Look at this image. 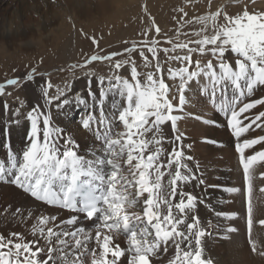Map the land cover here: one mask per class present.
I'll list each match as a JSON object with an SVG mask.
<instances>
[{
    "label": "snow or ice",
    "instance_id": "1",
    "mask_svg": "<svg viewBox=\"0 0 264 264\" xmlns=\"http://www.w3.org/2000/svg\"><path fill=\"white\" fill-rule=\"evenodd\" d=\"M178 11L183 24L201 25L195 33L198 39L185 43L169 39L171 47L162 49L163 61L157 39L141 42L139 50L135 43L124 49L123 54L138 52L144 66L154 71L139 72L131 55L112 64L113 58L122 54L118 52L94 54L84 65L71 66L87 67L97 61H108L116 70L130 66L128 78L115 73L96 77L99 98L89 81L87 91L93 105L81 126L93 130L101 145L89 151L90 158L78 154L79 145L64 129L53 127L50 116L52 106L57 110L72 104L87 107L88 100L80 94L70 99L66 85L50 92L54 87L50 79L40 85L48 108L37 105L27 113L29 143L22 155L6 145L7 162L0 160V183L13 185L36 201L72 215L63 219L11 204L0 207V222L10 226L7 231L0 230V264H165L170 249L174 255L166 264H213L203 258L201 237L205 232L193 214L198 198L185 191L194 179L200 185L205 183L189 166L194 158L185 148L191 145L185 146L186 134L179 128L186 107L192 103L188 93L193 91L205 98L215 113L222 114L235 140L245 187L228 191L244 196L249 245L254 254L264 257V243L252 238L251 176L253 166L264 162V149L246 154L264 143V136L247 138L253 126L264 129V111L252 114L258 106L264 107V96L250 99L257 89L264 88V11L250 12L245 5L242 12L230 15L223 8L212 11L211 0L207 13L192 20L183 8ZM155 32L159 34L161 29L157 26ZM91 39L98 46L99 41ZM145 49L152 59L145 55ZM177 50L184 54H170ZM173 63L181 66L172 68ZM87 75L95 76L92 72ZM47 76L50 73L31 67L23 75L0 83V97L11 96L9 88L19 91L35 83L37 77ZM109 95L113 98L111 115L104 109ZM117 100H123V105ZM2 106L10 108L6 100ZM19 114L18 107L13 115ZM82 220L91 226L86 227ZM259 224L264 225V220Z\"/></svg>",
    "mask_w": 264,
    "mask_h": 264
},
{
    "label": "rangeland",
    "instance_id": "2",
    "mask_svg": "<svg viewBox=\"0 0 264 264\" xmlns=\"http://www.w3.org/2000/svg\"><path fill=\"white\" fill-rule=\"evenodd\" d=\"M71 1L74 2V4L71 3ZM106 1L0 0V83H3L9 78L21 76L31 67L36 66L38 67V71L50 73V76L42 78L44 80L50 79L54 86L50 92H54L57 86L64 88L66 85L67 94L70 99L74 98L77 94L83 95L89 102L87 107L72 104L62 110H57L55 106H52L50 116L53 125L64 129L66 136L71 135L73 139L79 143L81 141L76 137V134L78 130L84 132L86 135L84 138V147L86 151L95 149L94 142L99 143V141L95 139L93 130H86L81 126L82 118L87 115L93 105L87 91L89 81L92 91L95 92L97 98H99V86L96 77L111 76L115 73L128 78L130 75V66L116 70L110 66L108 61L91 62L87 67L72 68L71 66L84 65L85 60L94 54L104 56L118 52L122 54L114 57L111 62L112 64L116 61H125L127 55H131L136 61L139 72L145 73L154 71V68H146L144 66V61L138 55V52L123 54L124 49L131 47L135 43L139 50L141 42L146 39H157L160 41L158 48L161 49V51H159V57L163 61L165 54L162 49L171 47V45L167 43L169 39L174 43H185L195 41L199 38L195 33L200 30L201 25L199 23L183 24L181 21V13L178 10L183 8L188 14L187 19L192 20L198 15L206 14L209 3V0H122L124 1L122 6L116 3V1H109L113 4V7L111 5V10H105L103 8ZM106 4L107 7L110 6L108 3ZM245 5L248 6L250 12L254 10L264 11V0H255V3H252L251 0H242L240 3H237L236 0H211L212 11H216L217 8H223L224 11L230 15L242 12ZM92 8L100 11L101 14H99V12L96 13ZM104 12L106 13L104 14ZM44 19H46V22ZM40 23L49 24L47 32L43 35V40L45 39L44 42H39L32 38V34H36L33 30L34 26ZM157 26L161 29L159 34L155 32ZM81 30H83V33H86L87 36L83 35ZM23 32L29 36L24 38V41L28 40V44L23 46L24 49H21L20 39ZM145 33H147V35H145ZM91 37H95L96 40L99 41L98 46L93 43ZM190 46L194 47L192 44H190ZM170 54L183 55L184 53L177 50L176 53ZM145 55L149 56V59H152L146 49ZM41 59L43 61L42 63H40ZM229 59L231 60L232 57H229ZM153 64H155V61H153ZM179 66L181 65L178 63H173L171 65L172 68ZM167 67L168 65H165V68ZM59 69L64 70L59 71ZM89 72L94 73L95 76L89 77L87 75ZM40 78L41 77H37V79ZM168 82L172 83V81ZM8 91H11L12 95L4 96L5 100L17 98L15 96H19V99L21 97L24 99V101L20 99V103L18 101V103H16L20 107H23V113H28L37 105H40L45 110L48 108L44 102L37 103L27 100L26 95H24V88L19 91H14L9 88ZM196 94L199 95L198 93ZM261 96H264V88L257 89L254 96L250 99L260 98ZM202 99L205 100V98ZM191 100L192 103L189 107L187 106L188 108L186 107L185 112L186 114L191 113L193 115H187L184 119V122L188 120L186 126L181 124V126L187 130L190 128L193 130L194 128H192V126L194 124L202 126V123H204L195 118L196 107L198 108L199 115L206 120L208 118L207 116L214 117L216 115L211 106H207L200 110V108L195 105V102H193V97ZM116 103L118 105H123L124 101L117 100ZM104 109L109 115L112 114L113 98L111 95H109L105 101ZM259 111H264V107L258 106L256 109L252 110V114L258 113ZM96 114L99 115L98 109ZM219 116L223 121L221 126L225 127L224 129L227 133L229 130L226 129L225 120L222 114H219ZM59 119L61 122L58 121ZM191 122H194V124H191ZM218 126L220 125L216 122L209 127H211L212 130H217ZM117 128L118 130H122V126L120 125H118ZM255 131V137H259L264 133V129L255 128ZM72 134H75V137ZM206 137L207 138L204 136L187 137L186 135L184 144L185 146L191 145L194 148L195 145H197L196 143L205 145L213 139L210 136ZM92 144H94V148ZM193 147L190 149L187 147L185 148V150H190V153L187 154L191 155ZM258 147L259 144L257 145V148ZM207 188L212 191L209 185ZM212 194L213 197H216L213 191Z\"/></svg>",
    "mask_w": 264,
    "mask_h": 264
},
{
    "label": "bare ground",
    "instance_id": "3",
    "mask_svg": "<svg viewBox=\"0 0 264 264\" xmlns=\"http://www.w3.org/2000/svg\"><path fill=\"white\" fill-rule=\"evenodd\" d=\"M109 1H116V3L120 6H122L124 2L122 0H108L106 3L110 6L107 7V4L105 3L103 9H112L110 7L111 5L113 7V4ZM71 3L74 4L72 1ZM92 9L95 10L96 13L99 12V14H101L97 9ZM105 13L106 12H104V14ZM44 21L46 22V19H44ZM48 27L49 24L46 23H40L39 25L34 26L33 30L36 34H32V38L36 41L44 42L45 39L43 40V35L47 32ZM27 36L29 35H26L25 32H23L21 34V39L19 38L21 49H24L23 46H25V44H28V40L24 41V38H27ZM43 82L44 79L40 78L37 79L35 83H28L23 87L25 90L24 95H26L27 100L35 101L37 103L44 102L40 87ZM188 95L190 98L193 97V102H195V105H197L200 110L210 106L206 99H202V97L197 95L195 91L188 93ZM20 99L23 98L21 97ZM3 101H5V98L0 97V160L7 162L6 145L10 144L12 151L18 155H22V151L27 147L29 143L28 135L30 131V121L26 118L27 113L22 112L24 111L23 107L16 104L18 102L20 103V101L17 102V98L6 99L10 106L7 110H5L2 106ZM18 107L20 108V114L18 116H14L13 113ZM195 111L196 116L200 117L198 120L204 122L206 119L199 115L197 107L195 108ZM215 114L216 115L214 117L207 116V120L211 119L218 122L220 126L217 127V130H212V128L209 127L213 124L202 122V126L191 122V124H194L192 126L194 129L192 130L190 128L187 130L183 126H186L188 120L184 122L183 119L179 122L180 130L184 132L187 137L204 136L207 138L206 136H210L213 138L209 141L210 144L206 143L205 145H201L196 143L197 145H195V148L191 146L193 147L191 150V156L194 159L189 162V166L198 177L204 179L205 183L200 185L199 181L194 179L191 183L185 186V191L191 192L198 198L193 214L199 217L201 221L199 227L205 232V235L201 237L203 258L206 260H212L213 264H264V257L259 254H254L249 245L244 196L239 193H232L228 191V189L233 187H245L243 166L240 164L239 155L235 151L234 138L230 135L229 131L226 133L224 129L225 127L221 126L223 123L222 119L219 114ZM186 116L187 114L185 112V118ZM14 120H18V123H10ZM58 121L61 122L60 119ZM181 124H183V126H181ZM53 127L58 126L53 125ZM166 131H168L169 135L171 134L167 126ZM255 133V126H253V129L247 134V138H257L255 137ZM72 135L75 137V134ZM85 136L84 132L78 130L76 137L79 138L81 142L79 143L75 139L74 140L79 145L78 154L88 157L89 151L93 149H89V151L85 150ZM261 136H264V133H262ZM212 141H215V143ZM94 144L95 149L101 147L100 142H94ZM94 144H92L93 148ZM262 148L264 149L263 143L259 144L258 148L256 145L254 149L246 150V154H253L254 151L262 150ZM186 151L187 153H190V150L187 149ZM261 174H264V162H257L251 170L253 201L252 238H259L261 243H264V225L259 224V221L264 220V176ZM208 185L212 188L216 197H213L212 191L207 188ZM200 201H202V203ZM9 204H11L14 208L19 206L30 210L37 215L52 214L58 215L63 219H67L70 215H72V213L66 210H61L56 207L48 206L43 202L36 201L34 198L30 197L29 194L13 185L0 183V207ZM189 222H191V219H189ZM81 223H83L86 227L91 226V222L82 220ZM229 228H236L237 231H228ZM9 229L10 226L6 228L5 224L0 222V230L7 231ZM14 230L23 231L21 228H15ZM120 242L123 243V238H121ZM172 255H174V249L169 250L167 257L165 258V264L166 259L170 258Z\"/></svg>",
    "mask_w": 264,
    "mask_h": 264
}]
</instances>
